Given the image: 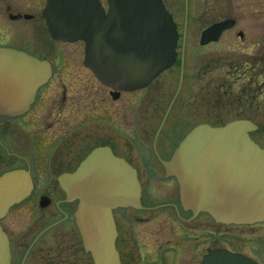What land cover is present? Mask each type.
<instances>
[{"label": "flooded vegetation", "instance_id": "obj_1", "mask_svg": "<svg viewBox=\"0 0 264 264\" xmlns=\"http://www.w3.org/2000/svg\"><path fill=\"white\" fill-rule=\"evenodd\" d=\"M0 1L5 3L6 0ZM31 1L32 7L41 2L45 5L44 0ZM161 1L178 32L176 59L264 57V46L242 52L213 47L227 32L233 33L239 44H244V28L239 27L241 14L247 16L250 29L263 31L264 0H187L186 17L185 0ZM181 1L179 27L177 11ZM98 2L107 12V0ZM172 3L175 9H172ZM238 4L239 8L236 7ZM251 9L259 12L261 17H252ZM35 16L20 12L8 15L13 20H41ZM228 19L234 24L224 29L217 41L200 44L206 28ZM38 36L31 37L32 45L38 43ZM0 46L13 47L47 60L52 68L49 80L37 89L27 112L17 117L0 115V175L21 169L29 173L33 183L30 194L12 206L0 221L8 239L9 264H96L91 247L83 244L76 225L77 202L67 200L58 177L75 171L79 163L99 147L109 148L114 156L125 160L135 170L141 188L140 207H120L113 211L118 264H201L204 256L214 250L239 254L264 264V232L246 231L240 236V232L238 235L235 232L236 226L252 225L221 224L206 213L184 209L176 180L164 169L163 162L171 158L191 128L187 121H207L203 119L204 103L200 95L179 96L181 88L187 90L182 82L170 105L175 92L168 97L170 90L166 88V79L145 98L140 94L143 89H112L98 82L83 63H79L77 53L76 60L75 56L70 55V58L81 70L82 84L79 85L73 81L70 67L58 68L62 63L60 56L56 68L48 51H31L17 45ZM207 69L211 68L205 62L199 71L202 77ZM60 70L67 74L65 80ZM244 71L246 78H252L250 69ZM263 72L261 63L258 74ZM53 79L57 80L54 84L57 87L49 85ZM250 101L246 88L234 99L238 106H245ZM214 115L218 113L212 115L217 119ZM254 249H258L263 258L251 251Z\"/></svg>", "mask_w": 264, "mask_h": 264}, {"label": "water", "instance_id": "obj_2", "mask_svg": "<svg viewBox=\"0 0 264 264\" xmlns=\"http://www.w3.org/2000/svg\"><path fill=\"white\" fill-rule=\"evenodd\" d=\"M107 2L104 12L98 0H45L42 14L47 32L55 41H82L83 65L100 83L122 91L147 86L175 61L178 36L171 15L161 0ZM186 11L187 0L185 17ZM233 23L227 20L211 26L203 32L201 44L217 40ZM183 63L181 57L170 105L182 84ZM51 73L49 61L0 46V115L17 117L27 112ZM257 129L252 120L239 118L218 125L200 123L184 135L171 158L163 162L166 174L177 182L184 209L207 213L222 224L264 223V148L250 136ZM58 183L67 200L77 202L76 225L95 263L118 264L113 211L140 207L135 170L109 148L99 147L75 171L61 174ZM32 188L25 170L2 173L0 220ZM0 264H9L8 240L1 226ZM202 264L255 263L237 254L213 251Z\"/></svg>", "mask_w": 264, "mask_h": 264}, {"label": "rangeland", "instance_id": "obj_3", "mask_svg": "<svg viewBox=\"0 0 264 264\" xmlns=\"http://www.w3.org/2000/svg\"><path fill=\"white\" fill-rule=\"evenodd\" d=\"M32 3L33 1L31 0H6L5 3L0 1V45H17L31 51L34 49L48 51L49 58L51 59L53 66L57 65L55 66L56 68L59 65L58 56H60L62 58V63L58 68L70 67L71 69L69 70L73 71V81H75L76 84H82L80 74L81 70L77 66L78 63L75 64L72 62L70 55L75 56L74 60H76L78 53L79 63H82L84 54L83 42L76 41L73 42L74 44L63 45L53 41L46 31L44 21L41 17V9L44 6L43 2L38 4L36 7H32ZM236 7L239 8L240 5L238 4ZM172 9H175L174 5ZM251 11L252 17H261L259 12H255L252 9ZM19 12L22 14H32L33 16L36 15L35 17L40 18L41 20L33 19L28 21L25 19H9L8 15H15ZM6 13H8V15H6ZM177 18L179 19L178 24L180 27L182 20V1L180 4V9L177 11ZM239 27L244 28V44H239L238 40L235 38V35H233V33L230 35L231 33L227 32L224 34L223 39L220 40V43L214 45L213 47L224 50L238 49L242 52L243 50L251 51L260 46H264V30L258 31L254 29V27L250 29V27L247 26V16L244 14L240 15ZM36 35H39L37 38L38 43L32 45L31 37ZM179 47L180 43L178 45V51ZM56 51H59V54H57ZM205 62L208 63L211 69H207V72L204 73V77H202L203 74H201L199 71ZM261 63L264 65V57L244 56L219 57L214 59L202 57L187 59L184 58L183 84L184 87H187V90L185 89L182 91L181 88L179 96L182 95V98H187L196 93L200 95V99L203 100L204 103L203 119L205 118V120L209 121L210 124H223L231 119L244 117L255 121L260 125V128H258L257 131L252 132L251 137L256 143L264 148V72L262 74L260 73V75L258 74ZM246 69H250L252 78L248 79L245 77L246 74L244 73V70ZM178 71L179 67L176 63L161 73L152 84L144 88L143 91L140 92L141 96H143V98L147 97L150 90L158 87L160 81L166 79V88L170 90V95L168 96L170 97L177 86L179 75ZM60 73H62V70H60ZM65 75L63 70V80L66 79ZM56 81V79H53L49 85L53 86ZM53 87H57V85H54ZM245 88L251 96V101L248 104H244L245 106H238L235 104L234 99L236 100L239 98L242 94V90ZM78 90L81 91L82 87L79 86ZM67 92L68 94L71 93L68 90ZM241 100L242 101L240 103L243 102V98H241ZM216 112L218 115H214V117L217 116V119H213L212 115ZM207 121L202 120L194 122L188 120L187 125L188 128H190L199 122ZM206 218L207 217L204 215V220H206ZM251 225L252 226L250 227L235 225V232L237 235L240 232V236L246 231L252 233L264 232V223H256ZM251 251L257 254L259 258H263L261 255L262 253H259L258 249Z\"/></svg>", "mask_w": 264, "mask_h": 264}]
</instances>
